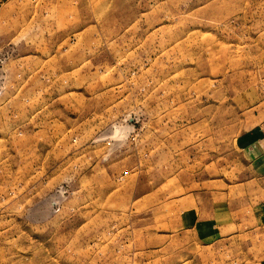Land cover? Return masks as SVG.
Segmentation results:
<instances>
[{"label":"rangeland","instance_id":"obj_1","mask_svg":"<svg viewBox=\"0 0 264 264\" xmlns=\"http://www.w3.org/2000/svg\"><path fill=\"white\" fill-rule=\"evenodd\" d=\"M264 0H0V264H264Z\"/></svg>","mask_w":264,"mask_h":264},{"label":"crops","instance_id":"obj_2","mask_svg":"<svg viewBox=\"0 0 264 264\" xmlns=\"http://www.w3.org/2000/svg\"><path fill=\"white\" fill-rule=\"evenodd\" d=\"M263 146H264V144H263ZM256 213L258 214L257 217L260 218L261 217V213H264V207H259L257 209Z\"/></svg>","mask_w":264,"mask_h":264}]
</instances>
